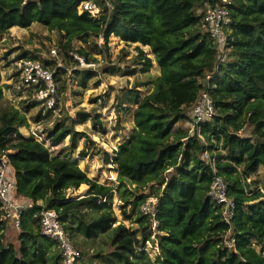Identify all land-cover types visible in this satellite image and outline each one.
I'll list each match as a JSON object with an SVG mask.
<instances>
[{"label":"trees","instance_id":"16d2710c","mask_svg":"<svg viewBox=\"0 0 264 264\" xmlns=\"http://www.w3.org/2000/svg\"><path fill=\"white\" fill-rule=\"evenodd\" d=\"M81 1L0 0V35L39 22L65 33L66 52L75 37L88 41L91 35H102L108 42L115 35L149 46L161 73L143 98L139 90L127 94L125 107L136 104L134 128L112 159L118 184L105 185L89 177L76 159L53 154L45 143L19 132L28 117L3 104L6 85L0 67V154L6 152L10 159L13 196L33 204L21 214L18 249L3 239L8 226L0 210V264H61L54 241L40 230L45 208L58 213L82 258L77 240L102 235L112 248L109 264H264V192L252 190L248 182L260 168L264 175V0H228L223 59L203 26L207 10L224 4L222 0H110V7L94 0L104 9L96 19L79 12ZM138 50L148 72L153 60L140 46ZM202 90H209L215 116L198 124L193 134L188 126L173 133L178 122L190 123L187 110L191 114ZM247 126L252 131L242 136ZM66 136L74 147L77 132L68 127L58 124L48 134L52 145ZM206 149L235 205L230 222L209 195L214 171L201 158ZM83 184L88 185L84 196L68 193ZM155 184H165L162 194ZM115 193L124 203V217L138 229L117 223L112 213ZM149 194L158 197L159 233L152 241L159 251L154 260L140 250L152 235L151 220L140 211ZM227 239L234 240L233 246Z\"/></svg>","mask_w":264,"mask_h":264},{"label":"rangeland","instance_id":"374dc122","mask_svg":"<svg viewBox=\"0 0 264 264\" xmlns=\"http://www.w3.org/2000/svg\"><path fill=\"white\" fill-rule=\"evenodd\" d=\"M66 41L64 32L50 30L39 22H34L26 28L14 26L0 35L1 83L6 85L5 99L2 102L26 113L28 125L19 129L24 136H28L32 128L39 126L48 138V134L58 124L77 132L74 147L70 136H66L58 145H52L50 141L46 144L53 154L69 155L76 159L79 167L86 171L89 177L99 183L111 185L112 178L118 174L116 164L112 160L115 156L113 148L123 144L134 128L133 111L136 104L125 107L127 105L123 102L132 90H139V99L148 94L153 89L152 81L160 75L161 68L149 46L137 42L127 43L115 35H111L108 42H105L102 35H91L88 41H85L84 37H75L72 48L67 52L63 47ZM138 46L153 60L148 72L143 71L144 61L140 58ZM53 48L58 50L57 57L51 54ZM71 50L88 61L99 62V67L96 70L81 68L69 56L68 52ZM80 50L87 54L80 53ZM24 56L37 58L54 71L58 90L56 111L46 112L36 101L32 90L25 94L14 91V95L7 92L13 62ZM187 111V121L190 124L178 122L172 129L173 133H176L179 127L188 126L190 129L192 126L193 119L190 110ZM251 131L252 126H247L241 135L247 136ZM106 156H109L108 161ZM248 182L252 184V190L260 188L264 192L262 169L260 168L256 176L249 178ZM86 186L88 188V185ZM146 192H149L148 189ZM68 193L73 197H82L86 191L85 187H79L69 190ZM123 204L115 193L112 213L117 223L138 229L137 223L124 217ZM128 214L133 215L131 211H128ZM6 224L8 228L3 239L5 242L14 243L18 249L20 230L10 227L8 222ZM107 241V237L102 235L93 240L80 237L77 242L84 254L76 264H109L106 258L112 248ZM147 252L154 260L158 254L155 244L147 246Z\"/></svg>","mask_w":264,"mask_h":264},{"label":"built area","instance_id":"2783aa9c","mask_svg":"<svg viewBox=\"0 0 264 264\" xmlns=\"http://www.w3.org/2000/svg\"><path fill=\"white\" fill-rule=\"evenodd\" d=\"M104 1L107 3L108 7L111 6L110 0ZM222 2L224 4L210 7L203 18V26L217 44L220 55L219 57H221V59L225 57L226 53L225 28L230 22V11L226 5L229 1L222 0ZM79 12L87 13L92 18L96 19L104 13V9L94 0H83L79 5ZM51 54L52 56L57 57L58 50L56 48L51 49ZM68 54L81 68L96 70L100 65L99 62L86 60L84 57L72 50L69 51ZM11 72L12 76L9 79L11 87L6 89L9 94L14 95V91H21L25 94L26 92L32 90L36 101L41 104L46 112L56 111L58 90L55 82V74L47 64L37 58L24 56L14 60ZM210 77L211 76H208V78ZM215 114L216 111L209 90H202L191 107L193 123L189 132L193 134L198 124L211 120ZM14 135H16V133H14ZM28 136L45 143L46 146V143H49L50 141L39 126L37 128H32ZM117 150L118 146H114L113 153L115 154ZM201 158L206 163L210 164L214 171L209 195L215 204L223 207L224 219L226 222H230L235 205L232 199L228 196V184L221 175L217 174L215 161L211 157V153L208 149L203 151ZM112 180L113 182L111 185H117L118 174L112 178ZM14 187L15 181L10 168V159L5 152L0 154V210L2 212V218L11 224V227L19 229L22 212L32 207L33 204L31 202L16 199L13 196ZM155 187L160 188L162 194L165 184H155ZM102 201H105V199ZM157 202L158 197L156 195L149 194L145 201L141 204V213L151 220L150 228L152 235L151 239L147 240L140 250L147 251V246L155 244V248L159 251L157 242L155 241L154 243L152 241L156 239V235L159 233V221L156 217ZM38 204H42V202H38ZM39 224L41 233L54 241L61 264H76L82 258L81 251L76 248L69 239L61 221L59 220L58 213L54 209H43L40 214ZM226 243L229 246H233L234 240L227 239Z\"/></svg>","mask_w":264,"mask_h":264},{"label":"crops","instance_id":"0c3cea01","mask_svg":"<svg viewBox=\"0 0 264 264\" xmlns=\"http://www.w3.org/2000/svg\"><path fill=\"white\" fill-rule=\"evenodd\" d=\"M9 87H11V85H9ZM187 127V126H186ZM84 185V187H85V191H87L88 190V188H86L87 186H86V184H83ZM29 202V201H28ZM39 202H41V201H39Z\"/></svg>","mask_w":264,"mask_h":264}]
</instances>
